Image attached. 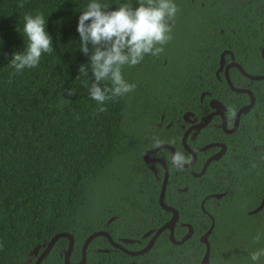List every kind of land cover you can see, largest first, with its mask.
<instances>
[{"label":"trees","instance_id":"trees-1","mask_svg":"<svg viewBox=\"0 0 264 264\" xmlns=\"http://www.w3.org/2000/svg\"><path fill=\"white\" fill-rule=\"evenodd\" d=\"M90 2L0 0V264H35L37 256L33 250L37 246L43 249V244L59 232L74 235L70 259L76 263L82 257L85 239L103 227L99 225L100 215H104L106 207L125 202L140 208L138 187L133 188V184L128 185L131 189L125 197L113 198L112 193L121 175L127 182H133L132 166L138 154L132 147L135 131L126 124L132 125L141 116L150 114L152 109L146 106L150 103H142V99H153L142 93L138 71L129 73L124 65L123 78L135 84L137 90L106 101V111H97L96 101L89 96L94 79L91 70L89 77H77L79 66L89 63V57L79 50L77 24ZM98 2L109 6L108 10H115L122 3L138 6L137 0ZM21 3L23 7H19ZM258 5L264 27V0H258ZM26 14L44 16L54 50L42 54L36 68L15 74L9 63L12 53L23 51L27 45V37L23 35ZM208 28L210 31L206 29L204 36L208 33L210 37H222L213 26ZM257 29L260 33L261 25ZM102 84L111 86L110 81ZM71 88L76 92L69 95ZM166 92H158V98H167ZM228 172L236 190V170ZM259 172V168L251 170L248 189L254 184L261 187L256 177ZM225 187L210 173L204 183L195 185L194 194L197 199L204 191H220ZM100 191L102 196L98 200L96 194ZM231 195L229 192L227 197ZM97 206L102 207L99 215ZM195 212L191 219L195 234L182 245H163L165 263L157 260V245L141 256L113 258L108 253L97 256L95 248L98 243L103 246L102 237L90 242L87 263L128 264L135 260L138 264H200L205 250L199 240L205 230L201 225L204 216L197 209ZM240 212L232 206L217 218L211 236L212 264H251L248 252L264 247V236L253 243L257 233H264V209L259 216ZM129 217L127 220L132 221L131 212ZM68 244L67 238H60L41 264H65ZM260 264H264V258Z\"/></svg>","mask_w":264,"mask_h":264},{"label":"flooded vegetation","instance_id":"flooded-vegetation-1","mask_svg":"<svg viewBox=\"0 0 264 264\" xmlns=\"http://www.w3.org/2000/svg\"><path fill=\"white\" fill-rule=\"evenodd\" d=\"M173 2L178 12L169 21L171 39L163 45V52L146 54L135 66L126 65L129 73L138 71L142 93L153 99H142V103L148 101L146 106L152 111L132 125L126 124L135 131L132 147L138 155L132 166L134 179L127 182L121 175L112 196L125 197L131 189L128 185L133 184V188L138 187L139 207L143 210L125 202L106 207L100 215L99 225L103 227L95 231H106L111 238L98 236L105 245L97 244V256H141L157 245V260L165 263L163 245H182L195 234L191 222L195 209L204 216L201 225L205 230L199 237L205 247L204 256L207 245L202 237L213 225L208 235L212 251L211 236L220 213L234 206L240 214L245 211L249 216H259L264 209L255 212L264 197V78L258 79L264 76V27L258 0ZM208 26L222 37L204 36ZM160 91H167V98H158ZM160 146L164 148L156 150ZM177 150L190 158L182 169L174 167L170 158ZM256 168L260 170L256 177L261 187L254 184L248 189L247 180ZM231 169L236 170V190L227 174ZM210 173L226 187L204 191L196 199L195 185L204 183ZM229 192L232 195L227 197ZM96 195L99 200L102 192ZM101 209L97 206L98 215ZM130 212L132 221L127 220ZM174 216L177 218L172 228L155 237ZM189 233L191 236L185 239ZM151 242V249L143 254L125 251H140ZM210 261L212 264L211 255ZM128 264L138 263L131 260Z\"/></svg>","mask_w":264,"mask_h":264},{"label":"clouds","instance_id":"clouds-1","mask_svg":"<svg viewBox=\"0 0 264 264\" xmlns=\"http://www.w3.org/2000/svg\"><path fill=\"white\" fill-rule=\"evenodd\" d=\"M137 3V7L122 3L115 10H108L109 6L91 0L78 17L79 50L89 57V63L79 66L77 77H89L91 70L94 79L91 80L89 96L96 101L98 112L106 111V101L134 91L136 85L123 78L122 67L139 64L146 54L159 55L164 50L163 45L171 39L169 21L178 12L173 0H137ZM23 6V3L19 5ZM23 35L27 37V45L23 51L13 52L9 63L15 74L26 68H36L42 54L54 50L42 14L24 16ZM104 81H110L111 86L103 85ZM75 92V88L68 90L69 95ZM156 143L161 142L157 140ZM170 158L177 169L190 163V158L179 150ZM262 236L264 233H257L253 243L260 242ZM248 258L251 264H260L264 247L249 251Z\"/></svg>","mask_w":264,"mask_h":264},{"label":"water","instance_id":"water-1","mask_svg":"<svg viewBox=\"0 0 264 264\" xmlns=\"http://www.w3.org/2000/svg\"><path fill=\"white\" fill-rule=\"evenodd\" d=\"M263 78H264V76H258V79H263ZM245 109L246 108H244L243 110L246 111ZM162 148H164V146H160V147L156 148V150H160ZM166 179H167V175H166L165 182H164V185H163V188H162V193H161V200L162 201H163V198H164V193H165V188H166ZM164 207H166V206L164 205ZM263 207H264V197L262 199L261 204L255 210V212L261 210ZM176 218L177 217L174 216V218L169 223H167L163 227H161L160 230L156 233L155 237L158 236L164 229H166L168 227H171L176 222ZM212 228H213V225L209 229V231L206 234H204L203 237H202V241L206 243L207 248H206L205 255L202 258L201 264H211V261H210L211 248H210V243L208 241V235L211 233ZM102 235L109 236L110 237V235L106 231H94L93 233H91L85 239V241L83 243V246H82V257H81V259L78 262L73 263V262H71L70 257H71V254L73 252L74 245H75V237H74V235L72 233H70V232H59V233H56L51 238L50 241H48L47 243H44L43 244V250L42 251H40V249L42 248V246H37L33 250V253L37 256V260H36L35 264H41L42 263V261L44 260V258L47 257V255L50 253V251L54 247L55 243L60 238H67L68 241H69L68 247H67V249L65 250V253H64V262H65V264H88L87 263V249H88V246H89L90 242L93 239H95L98 236H102ZM190 236H191V233H189L185 239H188ZM185 239L182 240V241H180L179 243H183L185 241ZM152 245H153V242H151L146 248H144V249H142L140 251H130V250H126V249H125V251L127 253L131 254V255H140V254H143V253L147 252L149 249H151Z\"/></svg>","mask_w":264,"mask_h":264},{"label":"rangeland","instance_id":"rangeland-1","mask_svg":"<svg viewBox=\"0 0 264 264\" xmlns=\"http://www.w3.org/2000/svg\"><path fill=\"white\" fill-rule=\"evenodd\" d=\"M263 258H261V260H262Z\"/></svg>","mask_w":264,"mask_h":264}]
</instances>
